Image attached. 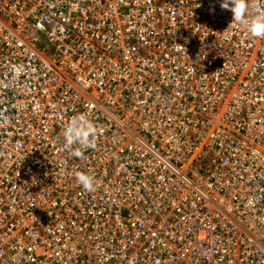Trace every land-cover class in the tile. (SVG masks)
<instances>
[{
  "label": "built area",
  "instance_id": "2783aa9c",
  "mask_svg": "<svg viewBox=\"0 0 264 264\" xmlns=\"http://www.w3.org/2000/svg\"><path fill=\"white\" fill-rule=\"evenodd\" d=\"M221 2L0 0V264H264V38Z\"/></svg>",
  "mask_w": 264,
  "mask_h": 264
},
{
  "label": "clouds",
  "instance_id": "9594fccd",
  "mask_svg": "<svg viewBox=\"0 0 264 264\" xmlns=\"http://www.w3.org/2000/svg\"><path fill=\"white\" fill-rule=\"evenodd\" d=\"M220 6L230 10L233 20L243 24L254 38H264V11L249 16V0H222ZM98 132L96 125L85 114L73 116L63 129V148L70 151L71 155L83 158L87 149L95 148ZM75 178L83 189L89 192L95 191L97 182L94 176L77 171Z\"/></svg>",
  "mask_w": 264,
  "mask_h": 264
},
{
  "label": "bare ground",
  "instance_id": "6f19581e",
  "mask_svg": "<svg viewBox=\"0 0 264 264\" xmlns=\"http://www.w3.org/2000/svg\"><path fill=\"white\" fill-rule=\"evenodd\" d=\"M25 17H23L21 20H20V22H19V24L21 25V23H22V20L24 19ZM11 29V26L9 25V24H5V23H3V24H1L0 25V32L1 33H3V32H7V31H9ZM15 36H17L16 34H14ZM0 41H5V38H1L0 39ZM98 133H100V132H98ZM132 138H134V139H136L135 137H132ZM110 140L112 139V138H109ZM141 151H151L150 149H142ZM153 154H155V153H153ZM156 155V154H155ZM133 190V189H132ZM53 204H56V203H60L61 205H64V199L63 198H61V197H59L58 199H56V200H54L53 202H52ZM199 211V209L196 207V206H194L193 205V207H191V208H189V210H188V212H187V214H192V215H194V216H196L197 215V212ZM194 216H193V218L191 219V220H189V222H188V224L186 225V228L189 230V229H192L193 227H195V226H198V227H200V228H202L203 227V224H201V222H199V217L198 218H194ZM201 230V229H200ZM199 230V231H200ZM200 232H202V236L205 234V231H200ZM193 237H195V235H193ZM191 241L190 240H187L186 241V244H184L183 246H180L179 248H177V249H175L174 251H178V255H180V256H182V257H184V258H188L189 259V262L190 263H193V259L192 260H190L192 257L193 258H195V256L193 255V250H190V249H188L187 248V246H188V244L190 243ZM195 249V251L196 250H199V247H198V249L197 248H194ZM195 253V252H194ZM203 260H205V261H208V262H210V261H212L211 260V257H206V258H204ZM189 262H186V264H189Z\"/></svg>",
  "mask_w": 264,
  "mask_h": 264
}]
</instances>
